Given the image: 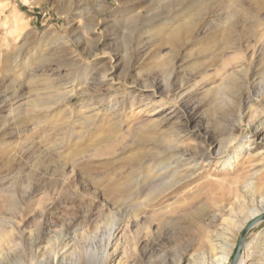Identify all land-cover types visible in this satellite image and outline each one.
<instances>
[{
    "label": "rangeland",
    "instance_id": "obj_1",
    "mask_svg": "<svg viewBox=\"0 0 264 264\" xmlns=\"http://www.w3.org/2000/svg\"><path fill=\"white\" fill-rule=\"evenodd\" d=\"M103 2L98 11L94 0H0V264H104L111 229L129 219L137 222L105 264L171 261L188 246L187 264L209 245L200 230L233 240L259 209L247 182H260L252 173L264 164V0H156L150 13L194 26L174 46L160 40V27L139 29L115 0ZM230 24L228 46L210 48ZM246 39L258 45L252 57ZM240 65L249 71L235 72ZM229 73L233 87L216 108L212 90ZM255 107L234 146L260 152L230 169L234 146L218 155L220 142ZM122 186L131 191H115ZM28 236L49 246L33 262ZM249 241L248 264H264V221ZM57 247L63 263L52 262Z\"/></svg>",
    "mask_w": 264,
    "mask_h": 264
},
{
    "label": "bare ground",
    "instance_id": "obj_2",
    "mask_svg": "<svg viewBox=\"0 0 264 264\" xmlns=\"http://www.w3.org/2000/svg\"><path fill=\"white\" fill-rule=\"evenodd\" d=\"M115 1H116L117 4H119L118 7L121 9L120 10L121 13H124V14L132 13L131 17H129V18L132 21L135 20V21L138 22V26L137 27L139 29H142V28H149V29L153 28L154 29L156 27L157 28L160 27V28H158L159 32H160V37H159L160 40L167 41L173 46L178 44L181 41L182 38L188 37L190 35V33L192 32V26L193 25H192V22H190L188 20L187 21L184 20L180 24H175L176 22H175V20H173L172 15H169V16H165L164 15L163 16L159 12H156V14L150 13L149 11H150L152 5L155 3L156 0L155 1H151V0H124L123 2H121L120 0H115ZM157 1H161V3L164 2V4H165V1L168 2V3L172 2V0H157ZM146 2H148V6L149 7L146 9V13H144L142 7H143V5H145ZM161 3H158L159 6H161L160 5ZM94 6L97 8L98 11H104V10L107 9V6H106V4H104L103 0H94ZM167 8H169V7H167ZM170 11H172V9H170ZM61 14L66 16L67 12L64 11ZM168 24H170V26L165 31H161V26L168 25ZM232 30H233V25L230 24V25L226 26L223 29V35H224L223 38L224 39H222V43H219V42L216 43L215 42L216 44H213L212 46H210V48L213 47V49H214L215 47H218L220 50H222L223 48H225V46H228L227 44L231 42V40H230L231 36L230 35H231V31ZM190 38H191V36H190ZM251 41H252L251 39H246L244 41L245 42L244 44H245L247 49L249 47L253 48V50L251 52V57H252L253 54L255 53L256 49L258 48V45L257 44L256 45H252ZM208 50H209V48H208ZM261 60L262 61L260 63V70H261L262 73H264V53H262V59ZM240 67H241V65L237 66V67H234L236 69L235 72H239V71L243 72V70H245V72L247 73L249 71V68H250V67H247V68L243 69L242 67L241 68ZM243 74H244V72H243ZM232 76H233V74H231V73L226 74L225 77H223V79H222V83L219 84L218 86H216L212 90V101H214V107H216V108L220 107V103H218V97L221 96V94L225 93L227 90H229V89H231L233 87L234 79H233ZM173 90H174V88H173ZM257 101H259V99ZM39 105H41V104L39 102L35 101V106H39ZM11 111H13V110H11ZM257 117H258V112H257L256 107L255 108H251L249 111H245V112L242 111V113L240 114L236 124L233 123L229 127V134L227 135V137L223 138V141L220 142V146H219V149L217 150V152H218L217 154L220 155L222 152L227 151L230 147L234 146V144L236 143V141L238 139V137L235 135V132H234L236 128H238L242 124H245L246 126L249 127L250 124ZM163 141L164 140H162V142ZM262 142L264 144V137L262 138ZM246 143H248V142H246ZM176 146L177 145H173V146L170 145V146H168V148H169V150L172 149V148L175 149ZM242 147H243V144H240V143L235 145L233 151L231 152V155H229L226 158L225 162H228V165H229L230 169H234L240 163L242 158L246 162H251V161L255 160L254 157H256V154H259V152H260L258 150L254 151L251 148H248V149L244 150V154H243V152H240V149ZM165 150H167V148L163 149L161 152L157 153V155L163 153V151H165ZM262 151L263 152H261L259 154L260 155L259 157L264 156V150H262ZM190 154H191V156H193L192 152ZM143 155H141V156H143ZM244 156H245V158H244ZM188 157H189V155H188ZM212 157H217V156L213 155ZM258 160H261V158L258 159ZM263 167H264V164H262L261 168L257 169L254 173H252L260 181L259 183H253V185H252V183L247 182V186H251L252 187V194L253 195L252 194L251 195L258 202L259 209L251 212V214L242 222V225L240 227H237V230L235 232L233 231V237H232L233 240L232 239L230 240V239L226 238L225 236H223V234L225 233L224 231L223 232L222 231H220V232L216 231V232H214V235H212L210 237H207V234H203L204 229L200 230L199 233H197L196 235L198 236V238L200 240H202V243L208 241L209 245L206 246V247H202V250L200 252H198L196 255H191V257H190L191 259L188 260L187 264H227L228 263L229 258H230L231 248H232V245H233L232 242H234V238L236 237V235L240 231V228L243 227L244 225H246L247 223H250L254 219H257L258 217H260L261 215L264 214V183H262V181L264 180V168ZM183 179H185V178H183ZM232 180H233V178H232ZM179 181H177L178 184H179ZM234 181L237 182V183L239 182L237 180H234ZM234 181H232L231 183H233ZM115 191L125 194V193H129L131 191V188H130V186H122V187H119V188L118 187L115 188ZM14 199H13V196H10L8 198V204L9 205H13V200ZM239 201H240L239 198L235 197L233 203L237 204V203H239ZM226 211H227V209H225V207H222V209H220L217 212L215 217H217L218 219L221 218V216L223 214H225ZM41 215H43V214L41 213ZM212 217H214V215ZM263 221H264V219L256 221V223L254 225L256 226V225L262 223ZM133 222L134 223L137 222V219H133V220L129 219L126 222L125 225L116 226V227H113L111 229V232L109 233V236H108V239H107V243H106V246H105V252H104V257H103V263L104 264L109 262L111 256H113L118 251V249L120 247V244H121V241H122L121 239H123L125 237L126 232L128 231V228L132 225ZM42 223H44V220H41V224ZM231 223H232V221L229 222V225H227V229L226 230H229V231L233 230L232 227H234V225L231 226ZM69 224H71V223H69ZM66 227H69L68 224H67ZM147 229L148 230L146 231V238L150 239L154 232H152V230L150 229V226H148ZM41 232H44V229L42 227H41ZM186 233L190 234L188 231H186ZM28 238L30 239V241H29V249H30V252H31V255H32L30 259H31V262H33L34 261L33 259L35 258V256L37 254H39L42 250H43V252L46 251L49 246L48 245H43V241H42V238L40 236H37V237L28 236ZM147 242H148V240L146 241V243ZM136 243L139 244L140 241L137 240ZM250 244L253 245V241H249V242H245L244 243L243 248H242V250L240 252V255L238 257V260H237L236 264H248V258L250 256V254L252 253V249H251L252 247H251ZM15 245H17V244H15ZM57 246H59V243L57 244ZM60 248L61 247L53 248V254H54L53 255L54 257L52 259L53 263H63L64 262V259L59 256L58 250ZM136 248L137 247H134L135 250H136ZM179 249H180V251L178 253L177 252L175 253V255H177V254L178 255L176 257L174 256V259H172L171 261L167 260L168 258L166 259V257L164 256L163 258L157 257L155 259H150L148 261V264H169V263H171V264H182L185 256L188 255L189 247L188 246H184V247H181ZM50 251L52 252V250H50ZM154 251H156V248H152L151 247L150 253H153ZM48 253H49V251H48ZM15 261L17 262L18 260L15 259ZM19 264H26V263L20 261ZM111 264H119V261L111 263ZM249 264H250V262H249Z\"/></svg>",
    "mask_w": 264,
    "mask_h": 264
},
{
    "label": "water",
    "instance_id": "obj_3",
    "mask_svg": "<svg viewBox=\"0 0 264 264\" xmlns=\"http://www.w3.org/2000/svg\"><path fill=\"white\" fill-rule=\"evenodd\" d=\"M262 219H264V214L261 215L260 217H258L257 219H254L250 223H248L247 226L242 230V232L240 233V236L238 238V243H237L236 250H235L234 255H233V257H232V259H231L229 264H236V262L238 260V257L240 255V252H241V250L243 248V245L245 243V238H246V235H247L248 231L256 223V221H259V220H262Z\"/></svg>",
    "mask_w": 264,
    "mask_h": 264
}]
</instances>
